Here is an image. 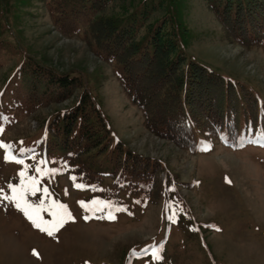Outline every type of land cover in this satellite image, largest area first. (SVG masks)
Listing matches in <instances>:
<instances>
[{
    "label": "rangeland",
    "instance_id": "374dc122",
    "mask_svg": "<svg viewBox=\"0 0 264 264\" xmlns=\"http://www.w3.org/2000/svg\"><path fill=\"white\" fill-rule=\"evenodd\" d=\"M74 1L0 0V264H264V120L259 117L254 127L245 120L248 136L238 140L245 143L227 144L217 135L199 138L198 150L183 149L147 128L145 112L122 87L119 65L101 58L97 48L103 26L135 19L145 4L150 15L142 35L165 20L173 33L174 19L187 56L262 102L264 50L228 36L205 0H114L87 20L81 32L66 34L57 22L60 10ZM29 58L76 78L81 87L64 100L33 103L17 76ZM85 91L114 134L111 147L119 141L124 151L158 165V185L143 194L147 197L126 192L114 205L96 194L89 181L76 179L78 165L71 168L62 160L65 154L45 156L48 124L58 112L74 108ZM146 101L151 109L162 110L159 97ZM98 151L89 154L93 167L109 171L101 168L108 167V160L95 158ZM47 159L50 167L44 165ZM21 171L47 189V196L38 192L27 199L43 205L32 212L33 219L40 228L53 230V236L2 198L11 197L10 185L21 187ZM109 182L99 190L107 192ZM53 202L65 205L74 218L64 217L58 230L55 224L65 210L54 208ZM81 202L90 209L94 202L101 207L107 203L115 219L104 218L108 208L86 212Z\"/></svg>",
    "mask_w": 264,
    "mask_h": 264
},
{
    "label": "trees",
    "instance_id": "16d2710c",
    "mask_svg": "<svg viewBox=\"0 0 264 264\" xmlns=\"http://www.w3.org/2000/svg\"><path fill=\"white\" fill-rule=\"evenodd\" d=\"M111 1L114 2L76 0L69 3L60 10L57 26L63 33L78 34L86 21L92 20L95 13ZM205 1L228 36L246 47L264 50V0ZM149 15L144 4L135 19L117 26L112 24L111 28V24L107 28L103 26L97 48L101 58L119 65L122 87L145 112L147 128L190 151L199 149V138L210 140L217 135L225 137L227 144L244 143L246 139L238 140L247 135L245 120H250L253 127L259 117L264 120V102L256 95L250 96L242 85L187 56L174 19L171 21L176 30L173 33L167 31L170 21L165 20L142 35L143 22ZM178 46L183 49L181 52ZM22 65L17 76L21 88L35 104L64 100L72 95L73 89L81 87V83L76 84V78L55 73L32 58ZM151 88L154 92L147 91ZM147 97H159L162 110L151 109ZM45 132L48 154L54 155L56 151L65 154L62 160H67L71 168L78 165L73 170L76 179L89 181L96 194L114 205L122 193L147 197L143 194H149L158 185L157 164L124 151L117 144L119 141L111 147L112 142H116L114 134L87 91L74 108L58 112ZM95 150H99L96 159L108 160V167L101 168L109 171L93 167L89 154ZM107 180H110L109 186L103 193L99 188L105 190L103 182ZM144 184L150 186L149 189L142 188Z\"/></svg>",
    "mask_w": 264,
    "mask_h": 264
},
{
    "label": "snow or ice",
    "instance_id": "6c2138e0",
    "mask_svg": "<svg viewBox=\"0 0 264 264\" xmlns=\"http://www.w3.org/2000/svg\"><path fill=\"white\" fill-rule=\"evenodd\" d=\"M17 163H23L22 161H15ZM37 171L42 172L43 169H38ZM19 176L21 178V187L10 185L12 195L11 197L4 196L3 199L10 200L12 203L15 204V207L17 210L23 212L25 217L33 223V225L37 228H40V224L36 222L35 219H33L32 212H39L43 209V205H34L30 203L27 199L28 195L35 196L38 192L42 193L43 195L47 196L48 192L46 188H40L37 186V180L35 177H27L26 173L24 171H21L19 173ZM230 183V181H228ZM76 187H81V185H76ZM0 193H2V190H0ZM81 206L85 209L86 212L90 211H103L104 208H108L107 215L104 217L109 220H114L115 215L113 214L111 210V206L107 203H105L102 207L98 206V202H94V208L90 209L88 208L84 202H81ZM54 208L64 209L63 216H61L56 224H55V230H58L60 227H62L65 223L64 217H67L68 219L74 220V218L71 217L70 213L67 212L65 205H56L55 202H53ZM49 214L52 215L54 218L58 216V213L56 211L49 210ZM85 220L89 219V216L84 217ZM51 223V222H49ZM41 231L47 232L49 236L54 235V231L50 230L49 228H40ZM36 254V253H34ZM154 256H156V252L153 253ZM157 259H159L158 256H156Z\"/></svg>",
    "mask_w": 264,
    "mask_h": 264
}]
</instances>
